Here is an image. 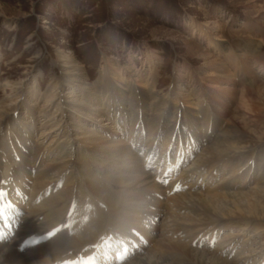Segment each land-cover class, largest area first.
<instances>
[{
	"label": "rangeland",
	"instance_id": "obj_1",
	"mask_svg": "<svg viewBox=\"0 0 264 264\" xmlns=\"http://www.w3.org/2000/svg\"><path fill=\"white\" fill-rule=\"evenodd\" d=\"M211 38L215 40L210 41ZM263 40L264 0H0V108L9 114H16L18 121L23 124L30 120L28 112L29 108L32 109L36 123L30 145H41L43 149L51 152L45 162L39 163L36 169H31L32 173L35 175L44 166L55 162L58 155H66L65 159H74L75 164L72 166L81 181L91 180L98 182L101 187L115 190L114 182L110 178L113 179L118 172L134 176L139 173L134 168L138 166L151 176L150 184H153L154 180L159 185L150 193L138 189L139 186L135 184L125 189L116 188L115 193H112V202L123 198L120 190L137 193L143 199L159 202V205L154 207L159 213L147 216L150 220L145 218L137 221V224L132 221V217L128 219L125 226L129 233H126L127 236L117 237L119 246L112 238L116 230L106 228L103 236L97 241L83 240L84 242L76 248L68 245L69 248L59 253V259L65 261L69 257L75 258L82 254L86 257L90 254L92 256L100 243H111L115 251L111 250L110 257L116 260L112 264H122L126 261L130 263L134 256L149 257V250H155L154 245L163 238L161 234L165 233L162 229L166 220L170 221L174 217L181 220L184 216L185 222L191 224L194 230L204 228L202 223L214 217L205 216L199 210L195 212L191 209H179L173 196L185 192L195 193V198L201 201L223 192L235 194L236 200H240L243 205L248 201L247 197L243 201L240 197L245 194L246 186L241 188V185L236 183L233 188L222 187V183L234 179V176H230V171L219 172L215 171L214 167L204 168L202 172L207 173V179L202 177L195 185L192 181L185 182V178L180 177L181 173L196 166V160L203 154L202 146L186 156L181 165V161L178 163L177 160L179 150L167 147L163 140L155 144V147L149 145L155 143V140L148 132H143L138 137L121 133L120 128L111 123V120L97 119L87 122L81 118H77V123H74L76 120L73 118L67 119L72 122L68 125L73 129V137L67 139L66 143L63 138L65 133H57L48 122L54 113V107L48 99L56 88L54 80L61 73V68L55 62L58 56H73L87 71L89 83L98 81L103 71L109 69L112 79L121 78L123 84L129 87L132 84L136 86L137 82L138 87H145L149 92L153 88L163 100L172 101L168 106L177 105L182 108L184 105L188 111L193 112L203 109L211 119L204 128L216 131V126L228 124V121L222 118V112L226 111L227 106H230V113L234 107L241 106L240 90L255 78L264 81V70H259L258 62L261 61L264 67V45L261 43ZM212 62L222 63V68H212ZM8 81L16 83L17 88H12L10 83H6ZM234 82L237 83V92L232 93L228 89ZM21 86L24 91L20 90ZM34 88L40 89L38 94L34 93ZM60 90L62 91L61 88ZM63 92H67L66 89ZM255 101V105H259L257 109H250L251 105L248 103L246 111L242 109L237 116L243 119L249 129L258 131V136L263 138L259 141L255 135L247 141L250 148L260 151L264 148V96H257ZM139 105L140 108L135 110L141 113L144 106L141 103ZM190 105L192 108L189 110ZM163 113H166L170 121L177 119L173 114L175 110H165ZM181 116V119L189 118L186 113ZM185 119V123H179L180 128L189 126L186 123L188 120ZM131 126L128 122L122 130L131 129ZM78 135L88 137L82 139ZM98 137L107 138L109 142L104 146L93 147L96 144L92 143V140L98 144V139H95ZM64 142L67 146L65 149L62 148ZM118 148H123L124 153L108 160L106 152ZM97 149L101 150L95 155ZM166 155L169 157L168 163L178 166L168 164L165 167L162 157ZM3 159L0 181L3 187H8V177L12 174L13 164L19 162V159H14L13 163ZM169 167L171 171L168 170ZM28 169L30 170L29 166ZM79 169L88 172L82 175ZM163 169L165 172L169 171L168 175L162 174ZM31 177L26 179L27 188L23 195L17 189L13 192L18 198L14 199L13 203L23 207L24 211L19 212L21 215H24L26 210L42 204L43 198L50 195L48 190V194H43V197H32L34 194ZM23 182L21 180L18 184ZM131 182L132 180L129 181ZM62 188H66L65 178L57 181V188L53 191L57 192ZM78 192V201L75 203L77 210L84 206L83 204H92L94 199L87 196L88 192L81 188ZM10 198H13L12 193ZM226 202L230 207L233 206L230 197L216 200L215 206L223 207ZM99 204L103 209L108 207L102 201ZM208 204L212 205L210 200ZM138 205L134 204L133 207ZM116 209L118 212L121 208ZM245 224L223 227L217 232L214 225L209 226L199 236L200 240L192 242L191 246L197 250L191 254L196 255L198 250L213 252L215 249L217 256L232 262L246 257V264H264V227L255 229L252 226L249 229L248 224L244 230ZM153 227L157 230L152 236L148 232L150 233ZM119 229L122 227H117V230ZM236 234L239 235L234 236ZM187 235L190 233L171 231L164 236L168 238V243L169 239L184 241ZM231 236L234 237L229 243V254H218V249L224 250L228 244L226 241L231 239ZM46 239L47 237L43 240ZM43 240L36 239L32 244H40ZM124 245L128 246V251L132 247L129 251L131 255L127 258H124L126 253L120 254L118 250ZM24 251V259L32 257V250ZM96 259L97 263L101 264V261ZM28 261L26 260V263Z\"/></svg>",
	"mask_w": 264,
	"mask_h": 264
},
{
	"label": "bare ground",
	"instance_id": "obj_2",
	"mask_svg": "<svg viewBox=\"0 0 264 264\" xmlns=\"http://www.w3.org/2000/svg\"><path fill=\"white\" fill-rule=\"evenodd\" d=\"M214 40L215 38L210 39V41ZM261 43L264 45V40ZM55 62L61 68V73L59 76H56L54 80L56 88L53 91V95L48 99L54 107V113L48 119V122L51 123L50 125H52L54 131H57V133H65L66 137L64 136L63 138L66 140V143H68L67 139L70 140L73 137V129L68 125L72 122L67 121L68 118L75 119L76 122L74 123H77V118H81L87 122L91 120L97 121V119H99L98 121L111 120V123L118 126L121 133L124 134L130 133L139 137L141 133L148 132L152 136V139L155 140V143L149 144L153 147L163 140L164 145L167 147L177 148L179 150L177 160L178 163L181 161V165L183 163L182 160L186 156L188 157L189 154H193L199 146H202L203 154L196 160V166L184 171L180 175L181 178H185V182L192 181L195 185L202 177L207 179V173L202 172V170L214 167L215 171L223 172L227 170L230 171V176H234L231 182L222 183V187L233 188L236 186L234 184L237 183V185H241V188L245 186L247 188L245 194L240 196L242 201L247 197L248 202L245 205L241 204L240 200H236V195L231 192L217 193L218 195L215 194L203 201L196 199L197 195L195 196V193L185 192L179 196H173L175 201L177 200L176 204L179 209H191L195 212L199 210L203 215L214 218L210 220L205 219L206 221L202 223V227L204 228L198 230H194L191 224L185 222L184 216L181 220H176L175 217L170 221L166 220L165 225L163 224L165 229H162L165 233L161 234L163 238L159 239L154 245V251L149 250V257L134 256L130 263L126 261V263L122 264H246V257L240 259V261L232 262L221 256H217L215 249L213 252L198 250L196 255H192V251L197 249L191 245L194 240L196 242L200 240L199 236L211 225H214L213 227H215L216 232L223 227H233L242 223H246L244 230L247 229L246 225L248 224L249 229L252 226L255 229L264 227V148L258 151L247 145V141L255 137V135H257L259 141H262L263 138L258 136V131L249 129L243 119L237 116V113L240 111H246L248 103L251 105L250 109H257L256 107L259 105H255V99L259 95L264 96V81L255 78L254 81H251L249 85H245L240 90L241 106L234 107L230 113L231 109L229 110L230 106L227 104L226 111L222 112V118L228 121V124H220L219 126L215 124L217 128L215 131V129L204 128L211 119L203 109H198L196 112L190 110L192 104L190 107L188 106L190 111L184 105L182 108L177 105L175 107L173 105L168 106L172 101L169 99L163 100L164 98L162 99L161 95H157L153 88L149 92L145 87H138L137 82L136 86L132 84L129 87V85L123 84L121 78L112 79L109 75V69L103 71L104 73L100 75L98 81L89 83L87 81V71L70 55H59ZM258 62L260 66L259 70L263 71L262 62ZM222 65V63L218 62L210 63L212 68L218 69H221ZM122 78L124 79V77ZM6 83H10V86L14 89L17 88L16 83H11L10 81ZM233 84L228 91L235 93L237 92V83L234 82ZM23 88L21 86L20 90L24 91ZM64 89L67 92H63ZM39 90L38 88H34V93L38 94ZM139 103L144 106L141 113L136 112L137 108H140ZM128 107L130 108L128 109ZM224 108L226 107L224 106ZM171 109L172 111L175 110L173 114H175L174 117H177V119L175 118L176 120L171 119L170 121L167 115H165L166 113H163L165 110L167 112ZM28 113L30 120L25 122L26 124H23L18 121L16 114H9L0 108V168L4 160L3 158L8 162L10 161V163H13L14 159H19V162H16L17 164H13L12 174L8 177V187H3L2 181H0V193H2L0 195V228L2 229L0 233L5 234V237L0 240V264H58L62 262L58 258L59 253L69 248L68 245L76 248L84 242L83 240H87L88 242L97 241L103 236L106 228H111L113 231L116 230L114 231L115 233L113 232L112 238L117 246H119V243L116 241L117 237L127 236L126 233H129L127 226H125L129 218L132 217V221L134 220L138 224L137 221L148 218L147 216L149 215H157L159 213V210L154 209V207L156 208L159 205L158 200L143 199L139 194H133L126 190H120L121 194H123L121 200L114 199L115 202L111 200L114 196H112V193H115L116 188L123 187L125 189L135 184V186H139L138 189L146 190L147 193H150L159 187L154 180L153 184H150L151 176L143 172V169L138 166L134 168L139 173L134 176L129 174V176H126L125 172L123 174L118 172L119 174H115L113 179L109 177L114 182L115 190L101 187L98 182H92L91 180H79L78 176L75 175L73 167L75 164L74 159L72 157L65 159L66 155H58L55 162L44 166L34 175L31 169H36L39 163L45 162L51 152L50 150L43 149L41 145H30L33 139L32 130L35 127L36 117L30 108ZM183 113L189 116L187 119L184 118L188 120L186 123L189 126L180 128L179 123L181 121L185 123L184 119H181ZM126 122L131 123V129L122 130L125 124H127ZM42 137L43 135L40 136V138ZM87 137L84 135L79 136L82 139ZM95 139H98L99 143L97 144L93 139L92 143L96 144L93 147L97 145L104 146L105 143L109 142L107 138L103 137ZM62 146L63 149L67 148L65 142ZM100 150L97 149L94 152L95 155L97 152L100 153ZM124 151L123 148H118V150L106 152V155L108 156V160H110L116 156L120 157ZM131 158L133 159V157ZM168 158V155L162 157V163L165 164V167L168 165ZM171 169L174 171L173 167ZM79 170L82 172V175H86L88 172L82 169ZM207 172L209 173V171ZM30 175L33 176L31 177ZM30 177L33 184L34 196L32 197H35V199L40 196L43 197V194L47 195L49 191L50 195L47 198H43L44 202L42 204L26 210V213L21 215L19 212L24 211L23 207L21 204L19 206L18 203H13L14 199H18L13 192L17 189L23 195L27 188L26 179ZM60 178H65L66 188L54 192L53 190L57 188V181ZM21 180L25 183L23 182L20 185L18 183ZM130 180H132L131 183H129ZM230 184L231 186H229ZM80 188L88 192L87 196H90L94 201L92 204H83L84 206L79 207L77 210L75 203L78 201V189ZM11 193L13 198H10ZM223 197H230L233 206L230 207L227 202L223 207H221L222 205L215 206L216 200H220ZM82 198L84 199L83 196ZM209 200L212 204L211 206L208 204ZM101 201L108 206L107 209L102 208L101 204H99ZM181 202L185 204L183 205ZM134 204L139 205L133 207ZM118 206L121 209L117 212L116 208L119 209ZM134 214H137V216L135 217ZM121 222L124 224H121ZM117 227H122V229L117 230ZM156 230V227H153L148 234L153 236ZM171 231L175 233H190V235H187L188 237L184 241L169 239L168 243H166V239L168 238L164 235L171 233ZM211 232L213 233V231ZM239 234L234 236H238ZM234 236H231L232 238L226 241L228 244L224 250L218 249V254L223 252L229 254V243L232 242L231 240ZM45 237L47 239L43 240ZM36 239L43 241H40V244L36 243L37 245L32 244ZM48 239L51 240L48 241ZM103 248H108V251L103 253V258H100L101 264L116 262V260H112V257H110L111 250L115 251L111 243L106 244ZM24 249L32 250L31 258L24 259L22 254V250ZM131 249L132 247H130ZM129 251L125 254L124 258L131 255ZM26 260H30V262L26 263ZM98 263L96 258H89V264Z\"/></svg>",
	"mask_w": 264,
	"mask_h": 264
},
{
	"label": "snow or ice",
	"instance_id": "obj_3",
	"mask_svg": "<svg viewBox=\"0 0 264 264\" xmlns=\"http://www.w3.org/2000/svg\"><path fill=\"white\" fill-rule=\"evenodd\" d=\"M0 195H2V193H0Z\"/></svg>",
	"mask_w": 264,
	"mask_h": 264
}]
</instances>
